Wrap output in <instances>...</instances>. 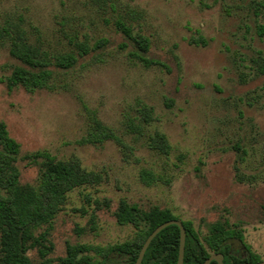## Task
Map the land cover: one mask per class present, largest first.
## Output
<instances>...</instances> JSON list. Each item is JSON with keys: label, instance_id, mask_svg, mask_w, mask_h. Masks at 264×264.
Segmentation results:
<instances>
[{"label": "rangeland", "instance_id": "374dc122", "mask_svg": "<svg viewBox=\"0 0 264 264\" xmlns=\"http://www.w3.org/2000/svg\"><path fill=\"white\" fill-rule=\"evenodd\" d=\"M118 21L145 36L149 57L164 66H145L132 46L121 48ZM257 25H264V0H0V27L20 29L48 58L73 53L78 60L54 71L46 87L8 88L19 62L10 42H0V120L20 155L76 157L100 176L66 194L47 228L51 257L63 256L67 244L131 240L136 229L113 214L123 199L168 208L201 238L219 218L235 223L264 260V35ZM99 40L104 47H95ZM143 105L152 120L140 134L129 123H139ZM92 113L120 143H80ZM153 131L165 135L167 156L146 147ZM27 162L18 161L20 180L34 184L37 168ZM143 168L162 179L145 185ZM112 258L122 264V256Z\"/></svg>", "mask_w": 264, "mask_h": 264}, {"label": "trees", "instance_id": "16d2710c", "mask_svg": "<svg viewBox=\"0 0 264 264\" xmlns=\"http://www.w3.org/2000/svg\"><path fill=\"white\" fill-rule=\"evenodd\" d=\"M117 29L123 35L121 48L132 46L131 54L145 66L164 64L149 57V41L140 34H133L130 26L118 21ZM259 35H264V25H257ZM10 42V54L18 60L6 78L8 88L21 86L28 91L48 86L56 70H69L77 63L73 53L56 54L48 58L37 45L30 43L20 29L0 27V42ZM105 40H99L96 48H102ZM79 57L87 53L81 46ZM176 58V57H175ZM177 59V58H176ZM264 74V66L259 67ZM152 108L143 105L139 111L138 124L129 123L141 134L144 126L152 120ZM106 140L119 142L110 127L103 124L94 113L89 117L83 144H101ZM148 149L167 156L170 145L164 134L153 131L146 135ZM127 158L132 148L124 152ZM27 159L28 165L37 168L34 184L22 183L18 161ZM139 178L145 185L162 178L151 170L143 168ZM100 176L83 168L76 157L57 159L45 150L20 155V145L8 133L0 120V264H114L113 258L122 256V264H134L146 237L161 223L179 218L168 208L151 206L147 209L135 203L120 200L114 211L119 225L130 224L136 232L133 238L122 243L106 246L67 244L63 256H50L53 245L47 236L56 213L64 204L66 194L74 188L98 183ZM105 205L108 203L105 201ZM185 229L183 264H203L213 253L223 257V264H255L262 258L243 241L239 225L217 219L207 224V234L201 238L191 221L180 220ZM44 227L43 230H40ZM179 249V228L169 225L162 229L147 247L141 264H177ZM34 252V255L32 253ZM210 264H217L211 261Z\"/></svg>", "mask_w": 264, "mask_h": 264}, {"label": "water", "instance_id": "95a60500", "mask_svg": "<svg viewBox=\"0 0 264 264\" xmlns=\"http://www.w3.org/2000/svg\"><path fill=\"white\" fill-rule=\"evenodd\" d=\"M169 225H176L179 228V249H178V258H177V264H183V256H184V245H185V229L180 220L172 219L168 220L166 222L161 223L158 225L144 240L139 253L137 255V258L134 262V264H141L142 258L144 256V253L149 246L151 240L165 227ZM211 261H215L217 264H223V257L219 253H213L211 254L204 262L203 264H210ZM255 264H264V260H261Z\"/></svg>", "mask_w": 264, "mask_h": 264}]
</instances>
